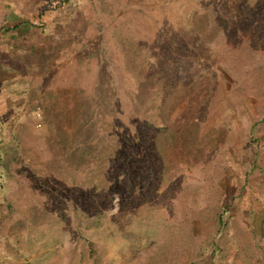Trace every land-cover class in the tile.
<instances>
[{
    "label": "rangeland",
    "instance_id": "obj_1",
    "mask_svg": "<svg viewBox=\"0 0 264 264\" xmlns=\"http://www.w3.org/2000/svg\"><path fill=\"white\" fill-rule=\"evenodd\" d=\"M205 1L0 0V264H72L96 193L145 240L132 264L195 262L231 203L221 264H264V37ZM65 94L57 142L43 106Z\"/></svg>",
    "mask_w": 264,
    "mask_h": 264
},
{
    "label": "trees",
    "instance_id": "obj_2",
    "mask_svg": "<svg viewBox=\"0 0 264 264\" xmlns=\"http://www.w3.org/2000/svg\"><path fill=\"white\" fill-rule=\"evenodd\" d=\"M70 0H63L64 5L69 4ZM210 1L219 0H206L205 3L210 5ZM237 5V11L242 16L246 17L245 27L248 28L250 35H257L256 37H264V0H235ZM195 20V14L189 16L187 22H193ZM195 28V27H194ZM68 94V93H67ZM67 94L64 98L62 97L59 103L51 106H43L44 110V121L49 126V131L56 137L57 142L61 141L62 124L69 120L68 107H70L67 101ZM47 98L54 97V93L44 94ZM48 99V102L50 101ZM64 108L65 111L59 113L57 108ZM264 110L261 109V111ZM65 115L63 119L61 115ZM67 116V117H66ZM264 120V117L261 119ZM254 124H259L260 120ZM54 139V138H53ZM263 141V140H262ZM261 141L254 142L250 153V163L249 169L252 170L256 167H261L263 169L264 176V146L261 145ZM264 142V141H263ZM20 150V146L15 147V153L17 154ZM1 152V151H0ZM1 156V154H0ZM160 162V161H159ZM0 157V170L1 166ZM1 173V171H0ZM0 178L2 176L0 175ZM127 187L130 190L134 189V182L131 177L126 179ZM264 190V179L258 180L256 183ZM263 187V188H262ZM226 195V194H225ZM89 203L91 206L85 208L82 212L84 219L85 230H82V220H80L79 214L75 211L74 216L77 217V226L74 232V243L73 250H71L70 255L72 256V264H132L133 260L137 256L138 246L145 243V240L140 239V235L130 232L132 222L125 224L123 227L112 224V227L106 229L104 227V217L105 212L99 211L98 202L106 200L105 197L101 198L100 193L94 194L90 197ZM231 204H223L220 211L215 216V241L209 243L206 249H203L196 256V260L193 263L185 264H221L224 257L226 256L227 248L223 243L229 230L233 224V216L230 215ZM63 211H60L59 218L63 219ZM71 217V215L69 214ZM259 245L261 251L264 255V221L259 224ZM117 239L125 241V244H116ZM145 239V238H144ZM111 250V252H110ZM25 264H40L36 260H26Z\"/></svg>",
    "mask_w": 264,
    "mask_h": 264
},
{
    "label": "built area",
    "instance_id": "obj_3",
    "mask_svg": "<svg viewBox=\"0 0 264 264\" xmlns=\"http://www.w3.org/2000/svg\"><path fill=\"white\" fill-rule=\"evenodd\" d=\"M38 118L40 117V114H38V116H37Z\"/></svg>",
    "mask_w": 264,
    "mask_h": 264
},
{
    "label": "crops",
    "instance_id": "obj_4",
    "mask_svg": "<svg viewBox=\"0 0 264 264\" xmlns=\"http://www.w3.org/2000/svg\"><path fill=\"white\" fill-rule=\"evenodd\" d=\"M17 106V103H16V105H15V107ZM14 109V108H13Z\"/></svg>",
    "mask_w": 264,
    "mask_h": 264
}]
</instances>
